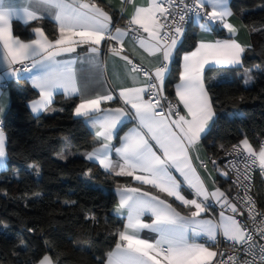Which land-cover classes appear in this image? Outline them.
Listing matches in <instances>:
<instances>
[{
  "label": "snow or ice",
  "instance_id": "6c2138e0",
  "mask_svg": "<svg viewBox=\"0 0 264 264\" xmlns=\"http://www.w3.org/2000/svg\"><path fill=\"white\" fill-rule=\"evenodd\" d=\"M38 2L46 6L44 11L55 9L54 17L59 29L55 40H50L39 27L34 29L36 38L27 42L13 36V17L28 22L40 16L35 9L18 8L11 4L6 6V0H0V61L8 65V71L3 76L22 79L25 78L23 73L38 69L40 74L30 77L32 87L39 94V98L30 104L34 114L56 110L52 108V103L57 89H62L65 96L83 97L75 106V115L86 118L100 141L99 147H93L84 154L85 158L98 161L105 171L116 176H130L141 184L151 185L158 192L193 209L188 215H182L159 195L138 187L118 188L119 201L115 212L126 214L127 223L118 231V242L114 250L107 254L106 264H225V253L215 250L218 236L228 241L234 250L243 253V257L228 254V264H264V243L254 239L253 230L248 227V220L258 224L255 235L264 241V213L256 211L255 202L247 194V185L243 184V180L248 179L247 171L253 166L264 170V143L257 151L245 136L231 148L221 145V150L229 156L239 155L241 150L246 153L241 157L244 174L240 173L236 163L228 162L237 172L234 183L245 191L244 196L237 193L232 198L218 187L209 191L194 167L191 155L211 131L216 116L214 102L203 79L205 67L210 64L240 65L245 47L231 38L199 42L193 51L183 55L179 83L175 85L178 103L164 96L169 65L183 37L187 12H193L207 21L200 23L204 30H208L209 24L221 23L229 33L234 34L236 28L226 22V17L231 15L227 0H191V3L185 0H146L143 5H136L134 0H122V3L133 5L126 28H113L112 17L92 0ZM130 33L149 56L161 57L154 68L145 69L125 54V38ZM106 40L114 42L108 46L111 54L126 61L131 66L129 71L137 74L133 76V81L138 82V86L122 87L119 91L122 107L102 108V104L113 100V95L87 96L77 83L73 67L75 61L57 60V57L76 52L78 47L85 45L95 55ZM17 64L21 67H12ZM162 101H167L166 106ZM133 119L138 121V126L121 137L120 146L115 147L112 141L118 130ZM113 150L120 158L118 162L111 159ZM5 156L6 135L0 128V159ZM212 163L215 165L216 161ZM201 166L206 167V164L201 161ZM32 167L38 166L34 164ZM173 169L183 180L173 174ZM217 170L221 175H228L227 170ZM182 185L191 189L195 198H186ZM210 199H214L222 209L218 222L199 219L201 213L211 207L207 203ZM245 211L248 213L246 220L236 218L244 216ZM146 213L151 214V223L143 222L142 217ZM85 219L98 222L91 214ZM142 229L157 233L158 238L152 241L141 238L139 232ZM199 236H206L212 244L192 239ZM218 256L220 260L216 259ZM29 264L56 262L49 255H44Z\"/></svg>",
  "mask_w": 264,
  "mask_h": 264
},
{
  "label": "trees",
  "instance_id": "16d2710c",
  "mask_svg": "<svg viewBox=\"0 0 264 264\" xmlns=\"http://www.w3.org/2000/svg\"><path fill=\"white\" fill-rule=\"evenodd\" d=\"M230 4L251 30L252 46L244 53L242 66L231 70L233 78L221 83L207 80L216 117L203 145L211 157L224 154L221 145L230 148L245 136L257 149L264 143V0H231ZM13 25L14 34L25 41L32 39L37 27L52 40L58 35L50 21ZM196 41L197 30L190 27L165 81V92L171 98L182 56L195 49ZM247 72L253 80L249 89L244 79ZM8 89L11 107L3 118L8 167L0 173V264H29L44 255L56 264H104L123 228L122 220L112 212L117 202L115 189L131 184L132 179L109 174L80 156L97 143L84 121L74 116L78 99L57 96L53 114L35 116L28 105L38 98V92L25 79L11 83ZM66 143L71 155L60 161L57 156L66 151ZM86 173L92 184L84 180ZM258 179L255 194L264 209ZM90 214L98 222L85 219Z\"/></svg>",
  "mask_w": 264,
  "mask_h": 264
},
{
  "label": "crops",
  "instance_id": "0c3cea01",
  "mask_svg": "<svg viewBox=\"0 0 264 264\" xmlns=\"http://www.w3.org/2000/svg\"><path fill=\"white\" fill-rule=\"evenodd\" d=\"M92 2H95L100 8H102L104 11H106L112 17V27L113 28H115V27L124 28V26L127 24L128 18L130 17V15L133 11V5L127 4V3H122V0H92ZM145 2H146V0H134V3L136 5H143V4H145ZM230 3H231V0H227V6L231 12V15L226 17V22L232 24L236 28V32L234 34L229 33L228 30L225 29L221 23L209 24L208 30H204L200 27V23H207V22H204L201 20V18H198L197 16H195L193 23L191 25V28L197 30V41L195 42L196 46L201 41L215 42L216 40H224V39H229V38L236 40L238 43H240L242 46H244L245 52L247 49H249L252 46L251 30L249 28H247L246 24L242 20V17L233 12ZM9 4L14 5L18 8L19 7H28L30 9H35V10H37L38 15L40 16L39 19L29 20L28 22H25L23 19H16L15 17H13L11 20V31H12L13 36L17 37L14 34V30H13L14 25L13 24L27 25V24H30L33 22H42V21H50V22L54 23V25L56 26V29H57V33L59 35L58 24H57L55 17H54L55 9H51L49 11H44V8L46 6L39 4L38 0H6V6ZM207 10L210 11L211 9L207 8ZM114 15H116V18H117L116 22L113 21ZM39 28H41V27H39ZM218 31L222 32L221 36L218 35V33H217ZM43 32H44V30H43ZM32 34H33V36H31L32 39L36 38L34 30L32 31ZM45 35H47V34L45 33ZM58 35H56V36L58 37ZM143 35L145 37L147 36L146 33H143ZM184 35L185 34H183V37H184ZM183 37L181 38V41H182ZM19 39L22 40L21 38H19ZM50 40H52V39H50ZM22 41H25V40H22ZM25 42H27V41H25ZM113 43H114L113 41H107V40L102 42V44L99 46V52L95 55L92 54L91 52H89L87 50V46L85 45V46L78 47L76 49V52L66 53L62 56L57 57V60H59V61H68V60L75 61L73 67H74L76 74H77V83L85 91V94L87 96H92V95H97V94H107V93H111L113 95V97H114L113 100L110 102L102 104V106H101L102 108H115V107L124 106L123 102L119 98L120 89L122 87L138 86V82L134 83V81H133V76L137 75V74L131 73L129 71L130 67H128V64L126 63V61L120 59L119 57L113 56L111 54L108 46L110 44H113ZM179 45L180 44L177 45V49H178ZM177 49H176V51H177ZM176 51H175L174 55H176ZM125 54L128 55L133 61L139 62L140 64L148 67L149 69L154 68V66L156 64H158L160 59H161V57L159 55L149 56L147 52H145L142 48L139 47L138 42L136 40L132 39V36L130 34L128 37L125 38ZM243 56H244V54H243ZM182 58H183V56H182ZM174 59H175V57H174ZM174 59H173V61H174ZM173 61H172V63H173ZM172 63L169 65V69L171 68ZM182 64H183V59L181 61V66L179 68L180 71L182 70ZM17 66H18V64L12 65L13 68H17ZM241 66H242V64L236 65V66L215 65V64L207 65L205 67L204 75H203V79H204V83H205L206 88H207V80L214 82V83L224 82L228 79L233 78L234 75L231 72V70L240 68ZM6 71H8L7 63L0 61V116L2 118H4L6 116L5 114H8V111L11 107V102H10L11 94H10V90L8 89L9 85L11 83H20L22 79H25L30 84L31 88H33L30 77L32 75L40 74L38 69H33L32 73H23L22 74L25 78L17 79L15 76L4 77L3 74ZM247 75H250L249 72L245 73V78ZM167 78H168V76H167ZM167 78H166V80H167ZM140 80H142L141 77H140ZM245 82H246V79H245ZM177 83H179V80L177 81ZM33 89H35V88H33ZM35 90L38 92L37 89H35ZM60 95L63 96L64 98H67V99L76 98V99H78V104L80 103L81 99L83 98L79 95L65 96L62 89H57L55 94H54L53 103L55 101L54 99H56V97L60 96ZM173 95L175 98V86H174ZM38 98H39V96H38ZM31 102H32V100H31ZM31 102L28 105L29 108H30ZM53 103H52V106H53ZM180 107L182 109L183 106L181 105ZM30 111H31V109H30ZM49 111H51V110H49ZM47 112L48 111L41 112L39 114H34V113H31V114H34L35 116H40V115L45 114ZM74 116H75V118L82 119L84 121V124L91 131V133L93 134L92 137H94V139L97 143L95 147H99L100 141L95 136V129L91 126V124L86 121V118L76 116L75 112H74ZM214 121H215V118H214ZM213 123H212V125H213ZM212 125H211V127H212ZM125 126H126V128H125L124 132L122 134H120L119 139L117 140V137H118V135H117L116 137H114V139L112 141V144L115 147L120 146L121 137H123L130 129L138 126V121H136L134 119L127 121L118 130V133ZM6 146H7V140H6ZM253 148L256 149L257 151L259 150V148L257 149L254 146H253ZM6 152H7V148H6ZM84 154L85 153H83L81 155V157L86 159ZM191 155L193 158V165L197 169L198 174L204 180L209 191H213V190H215V188L218 187L222 191H224L226 194L229 195V193H231V191H232L231 185L229 183L225 184L223 182H219L220 180L218 179L214 170H212V167L209 164H207L206 167L201 166V161H203L204 163H206V162L209 163L210 158L212 156V155H210V153L206 149L205 145H203V139L199 142L196 149L191 153ZM111 159L114 162H118L120 159L114 150L111 152ZM7 160H8V157H7V153H6V156L3 159H0V173L7 170V167H8ZM88 161L95 163L102 170H104L99 165L98 161H90V160H88ZM172 171H173V174L179 180H183V178L180 177L179 173L175 172L174 169ZM105 172H108V171H105ZM108 173L115 175L112 172H108ZM118 177L131 178L132 183L129 185H118V187L115 189V192L117 195L116 205L118 204V201H119V194H118L117 189L120 187L127 186V187H138V188H141L143 191H148L152 194L159 195L161 198L166 199L169 203H171L173 205V207H175L177 209V211H179L182 215H188L193 210L191 207H185L179 201L175 200L173 197H167L166 194L158 192V190L153 188L151 185L141 184L139 181L135 180L133 177H130V176H118ZM258 180L262 182L263 191H264V170H263V173L259 177ZM182 192L186 196V198H189V199L195 198L193 196L192 190L189 189L186 185H182ZM229 197H230V195H229ZM212 202H215V200L210 199L207 203L210 205ZM216 204L221 209L220 205L218 203H216ZM116 205L114 206V209L112 212L117 218L122 220V222H123L122 224L124 226L127 223L126 214L125 215L117 214L115 212ZM220 212H221L220 210H217L216 208L214 209V208L210 207L207 211L201 213V216L199 217V219H204V220L211 219L214 222H218L220 219V215H219ZM226 214H229V213L226 212ZM152 219L153 218H152L150 213H146L142 217V220L145 223H151ZM139 235L141 238H146L150 241L158 238V234L150 231L149 229L140 230ZM192 239L196 240L197 242H207L208 244H212V241H208L206 236L192 237ZM219 240L226 241L222 236H218L217 241H219ZM114 248L112 250H114ZM106 262H107V257H106L105 262H103V263L106 264Z\"/></svg>",
  "mask_w": 264,
  "mask_h": 264
},
{
  "label": "built area",
  "instance_id": "2783aa9c",
  "mask_svg": "<svg viewBox=\"0 0 264 264\" xmlns=\"http://www.w3.org/2000/svg\"><path fill=\"white\" fill-rule=\"evenodd\" d=\"M186 3H191V0H185ZM187 11V10H185ZM196 14L193 12H187L186 16H185V21L183 22V28H184V34L187 32V30L191 27L193 20L195 18ZM203 16V14H202ZM204 22H207L206 20L201 19ZM127 27V24L124 26V28ZM130 35L132 36V34L130 33ZM142 36L143 33H141ZM134 63L140 64L139 62L133 61ZM143 68L145 69H149L148 67L140 64ZM21 65H18L17 68H20ZM128 67H131L130 65H128ZM141 78L143 79V77L141 76ZM164 96H166L168 98V100H171L173 103H178V101L175 98H171L169 95H167V93L164 91ZM162 103L166 106L167 101H162ZM181 106V105H180ZM179 106V107H180ZM181 109V107H180ZM4 119L0 116V128H4ZM239 144V143H238ZM231 148V147H230ZM246 156V153L243 152V150H241V153L239 155H234V156H229L226 155L225 153L222 156L219 157H211L209 163H204V164H209L212 167V170H214L216 176L218 177V179H222L225 182H228L231 187H232V191L231 193H229L230 198L232 197H236L237 193L240 194V196H244L245 195V191L238 187L237 183H234V181H236L237 179V172L235 169L231 168V165L228 163L229 161H232L233 163H236L237 167L240 169V173L244 174V162L242 161L241 157ZM215 160L216 164L214 165L212 163V161ZM227 166V167H226ZM222 169V170H227L228 171V175L224 176L221 175V172L217 169ZM263 173V170H261L258 166H253L250 170L247 171L246 175L248 176L247 180H243V184L247 185V194L249 196L252 197V200L255 202V206H256V211L264 213V209L260 206V203L258 201V198L255 194L256 192V179H258ZM211 208H216L217 210L222 211V209H220L218 207V205L215 202H212L211 204ZM229 213V212H228ZM231 214V213H229ZM248 217V213L247 211L244 212V216H237L236 218L244 221L246 220ZM260 220V217H257V221ZM259 225L256 224L254 225L253 222L251 220H248V227L250 230H253V235H254V239H256L257 241H259L260 243H264V241H260L259 237L255 235V228L258 227ZM239 246H237L238 248ZM217 251L220 252H224L225 255L223 257L225 264H228L227 261V256L228 254H233V255H238L243 257V253L242 252H238L236 250H234L231 246L230 243L228 241H224V240H219L217 241L216 244V249ZM217 260H220L221 257H217Z\"/></svg>",
  "mask_w": 264,
  "mask_h": 264
},
{
  "label": "rangeland",
  "instance_id": "374dc122",
  "mask_svg": "<svg viewBox=\"0 0 264 264\" xmlns=\"http://www.w3.org/2000/svg\"><path fill=\"white\" fill-rule=\"evenodd\" d=\"M246 82H245V86L249 88H251L253 86V80L251 79V76L250 75H247L246 76ZM53 112L55 111H48L47 114H53ZM68 149V143H66V147H65V150ZM71 155V153L69 152V150L65 151L63 153V158H61V154L57 156V158L60 160V161H66L67 158H69V156ZM73 156V155H72ZM71 156V157H72ZM81 156V155H80ZM84 180L88 183V184H92V181H91V177L90 175L87 173V175L85 174L84 176Z\"/></svg>",
  "mask_w": 264,
  "mask_h": 264
}]
</instances>
